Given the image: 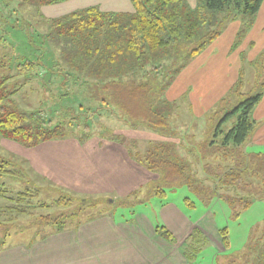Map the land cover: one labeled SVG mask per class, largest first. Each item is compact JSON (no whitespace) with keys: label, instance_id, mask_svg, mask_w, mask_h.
Instances as JSON below:
<instances>
[{"label":"trees","instance_id":"trees-1","mask_svg":"<svg viewBox=\"0 0 264 264\" xmlns=\"http://www.w3.org/2000/svg\"><path fill=\"white\" fill-rule=\"evenodd\" d=\"M35 1L54 4L65 0ZM130 1L132 13L102 11L97 6H89L48 21L45 32L35 40H40L42 47L36 46L38 52L17 63V73L26 83L37 78L47 90H55L61 105L75 88H92L97 96L87 106L72 103L64 107L65 113L70 114L66 124L63 119L54 121L37 109L8 107L5 102L12 101L11 97L25 83L9 91L6 85L10 77H0V137L31 149L44 142L66 139L76 131L86 140L92 135L99 142L120 145L130 160L153 179L116 201L117 204L130 206L153 196L160 199L165 196L166 188L184 185L203 193L176 151L179 143L175 147L173 141L153 140L141 152L137 150L135 138H126L103 122L98 134L92 130L99 120L116 117L130 129L171 137L169 117L175 105L163 97L165 89L193 57L220 36L230 21L238 18L241 27L234 45L241 41L263 0H196L194 6L187 0ZM251 63L256 71L253 89L243 91L240 71L239 78L212 109L210 140L204 145V152L209 156L219 155L228 162L222 174L214 179L215 192L211 194L225 201L235 217L239 209L247 208L253 200H264V153L243 149L256 126L251 112L264 95V49ZM233 116L236 121L227 131L223 130V124ZM10 164V160L0 156V197L9 202L0 210L1 214L9 215L4 222L32 216L35 220L31 224L36 225L40 238L71 228L70 225L76 228L81 224L78 216L99 202V198L79 197L77 207L69 212L36 214L40 209L71 207L75 202L73 194L60 190L63 194L49 204L39 201L37 188L17 192L12 189L10 193L2 178H24L23 171L11 168ZM145 189L144 198H140ZM203 194L206 200L212 198ZM189 204L194 206L193 202ZM87 217L92 219L93 215ZM155 230L167 241L174 242L167 228L157 226ZM218 231L222 248H229L227 228ZM253 233L242 251L217 255L215 263L264 264V226ZM205 240L201 230L194 228L182 243L181 251L189 264L197 261L207 246Z\"/></svg>","mask_w":264,"mask_h":264},{"label":"rangeland","instance_id":"rangeland-1","mask_svg":"<svg viewBox=\"0 0 264 264\" xmlns=\"http://www.w3.org/2000/svg\"><path fill=\"white\" fill-rule=\"evenodd\" d=\"M94 3L95 0H65L54 4H40L35 0H0V77H10L6 85V89L9 91L25 83L20 92L11 97L12 101L5 102L8 107L21 110L37 109L42 115L48 116L54 121L63 119L68 124L70 114L65 113L64 107L71 106L72 103L83 104L84 106H87L88 102L93 103L92 100L97 95L92 88H75L70 91L66 101L61 105L55 90H47L37 78L26 83L24 77L17 73L16 68L19 61L21 62L25 57H28L30 53L34 55V52H38L36 46L42 47L41 41L35 42V40L40 39L45 32L50 19L92 6ZM259 11L241 41L234 45L241 27V21L238 18L230 21L223 30L224 32L218 37L219 39L217 38L218 40L208 44L204 50L193 57L165 89L163 97L173 101L175 105L169 117L171 137H162L147 130L130 129L116 117L99 120L92 130L93 134H98L97 130L102 127L101 122H103L116 133L123 134L126 138H135L137 150L141 152L145 151L150 141L153 140L173 141L176 143H173L175 147L179 143L176 151L188 165L187 172L194 180L196 187L200 188L203 193L212 195V198L206 200V195L189 190L185 185L173 189L166 188L165 196L160 199L153 196L144 202L130 206L117 204L114 202L116 199L112 197L109 199L107 195L92 196L94 199L99 198L97 199L99 202L86 208L78 216L80 223L91 220L87 217L89 214L93 215V218L102 214H112L115 219H130L131 214L135 211L160 220L159 202H172L189 217L200 216L199 218H201L203 215L209 214L207 220L217 225L218 228H227L230 246L221 255H234L242 251L248 243L251 233L264 226V200H253L247 208L239 209V215L235 217L232 215V209L225 201L218 198L217 194H211V192H215L214 179L222 174L223 166L226 165L227 161L219 155L209 156L208 153L204 152V145L210 140L209 116L212 109L239 78L240 71H242L243 91H250L254 87L256 71L251 61L264 49L262 34L264 11L260 9ZM251 41H254L255 44L253 45ZM259 46L260 50H258ZM257 114H264V102L259 107ZM235 121V116L229 118L223 124L222 129L227 131ZM253 133L254 131L249 138L253 136ZM66 137L75 139L81 142L80 144H85L86 141L95 138L91 135L86 140L83 134L76 131L73 132V135ZM82 139L84 140L81 141ZM45 147H51V145L48 144ZM246 148L247 144L245 143L243 149ZM21 149L24 150L25 148L4 141L0 137V156L10 160L11 168L22 170L24 173L23 179L2 178L7 191L10 192L14 189L17 192L37 188L40 193L39 201L50 204L65 190L60 189V187L56 188L48 176L35 170L29 158L20 152ZM248 151L253 152L254 150L250 148ZM148 175L152 178L150 174ZM145 191L146 189L141 191L140 198H144ZM72 194L75 202L71 207L40 209V212L36 211V214L57 215L60 212H69L77 207L79 197H91L90 195L75 194V192ZM189 201L193 202L194 206H191ZM7 205L9 202L0 197V210ZM132 210L133 212L130 213ZM8 217V214L3 215L0 212V223L4 224L0 226V249L12 245L30 244L37 239H42L36 233V225L31 224V221L35 220L34 217L19 216L10 223L4 222ZM158 224L162 226V222ZM206 240L207 246L199 253L198 264H210L211 249L216 251L211 243L212 239L206 237Z\"/></svg>","mask_w":264,"mask_h":264},{"label":"crops","instance_id":"crops-1","mask_svg":"<svg viewBox=\"0 0 264 264\" xmlns=\"http://www.w3.org/2000/svg\"><path fill=\"white\" fill-rule=\"evenodd\" d=\"M188 4L194 6L195 2L190 0ZM92 6L102 11L133 12L130 0H95ZM260 10L264 11V2ZM262 34L264 44V30ZM263 102L264 95L252 110L256 126L253 136L246 142L247 152H252L248 149L253 148V152L264 153V114H257ZM48 144L51 147H45ZM20 152L29 158L35 170L48 176L54 186L79 195H107L117 201L153 179L130 160L124 148L115 143L99 142L97 137L85 144L71 138L49 141ZM164 202H159L160 220L142 212L132 213L133 210L130 219L102 214L76 228L49 233L30 244L4 247L0 249V264H189L181 245L194 228L213 240L211 243L216 251L211 249L209 262L215 264V257L225 249L218 226L207 220L209 214L201 218L189 217L174 203ZM159 222L172 233L174 242L157 233L155 228L161 225ZM198 258L194 264L199 263Z\"/></svg>","mask_w":264,"mask_h":264}]
</instances>
